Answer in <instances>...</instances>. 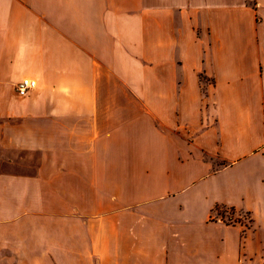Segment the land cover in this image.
<instances>
[{"label":"crops","instance_id":"1","mask_svg":"<svg viewBox=\"0 0 264 264\" xmlns=\"http://www.w3.org/2000/svg\"><path fill=\"white\" fill-rule=\"evenodd\" d=\"M0 264H264V0H0Z\"/></svg>","mask_w":264,"mask_h":264},{"label":"rangeland","instance_id":"2","mask_svg":"<svg viewBox=\"0 0 264 264\" xmlns=\"http://www.w3.org/2000/svg\"><path fill=\"white\" fill-rule=\"evenodd\" d=\"M216 220H221L222 222L229 224V225H237L239 221L242 223L250 224L249 222V216L246 215L245 213L237 212V211H232L227 208H221L219 210V214L214 212V215Z\"/></svg>","mask_w":264,"mask_h":264},{"label":"built area","instance_id":"3","mask_svg":"<svg viewBox=\"0 0 264 264\" xmlns=\"http://www.w3.org/2000/svg\"><path fill=\"white\" fill-rule=\"evenodd\" d=\"M37 87V82L32 79H25L16 88L18 96H26L30 91L34 90Z\"/></svg>","mask_w":264,"mask_h":264},{"label":"trees","instance_id":"4","mask_svg":"<svg viewBox=\"0 0 264 264\" xmlns=\"http://www.w3.org/2000/svg\"><path fill=\"white\" fill-rule=\"evenodd\" d=\"M221 209V207H219V206H217L216 208H215V213H217V214H219V210ZM230 210H232V211H235L233 208H230Z\"/></svg>","mask_w":264,"mask_h":264}]
</instances>
